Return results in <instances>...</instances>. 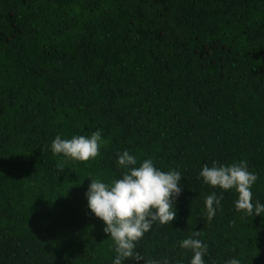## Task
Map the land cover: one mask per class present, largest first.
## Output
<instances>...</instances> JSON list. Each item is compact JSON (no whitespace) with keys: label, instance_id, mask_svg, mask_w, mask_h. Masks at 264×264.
I'll use <instances>...</instances> for the list:
<instances>
[{"label":"trees","instance_id":"trees-1","mask_svg":"<svg viewBox=\"0 0 264 264\" xmlns=\"http://www.w3.org/2000/svg\"><path fill=\"white\" fill-rule=\"evenodd\" d=\"M98 129L96 158L53 155L57 135ZM124 150L182 176L176 218L137 242L143 256L190 264L179 243L199 231L205 264H264V212L199 176L245 161L264 203V0H0V264H113L85 192L122 177Z\"/></svg>","mask_w":264,"mask_h":264},{"label":"clouds","instance_id":"clouds-1","mask_svg":"<svg viewBox=\"0 0 264 264\" xmlns=\"http://www.w3.org/2000/svg\"><path fill=\"white\" fill-rule=\"evenodd\" d=\"M106 143L98 129L90 136H72L63 139L57 135L51 142L53 155L63 156L72 161L86 162L100 154V148ZM117 166L126 169L119 179L106 183L94 178L85 192L87 205L91 214L99 218L105 225L103 231L114 241L113 264H170L168 257L148 259L137 249V242L153 229L155 224H168L176 218L175 201L179 197L181 174L177 170L162 171L158 169L151 158L139 162L129 150L117 154ZM199 176L204 182L214 188L224 191L235 189L238 198L234 202L237 211L248 215L262 216L264 203L252 202V185L257 175L249 172L247 163L226 166L212 162L205 164ZM222 196L214 192L205 199L207 218L211 220L220 206ZM199 231L180 241L179 246L193 253L190 264H205L204 257L208 253V245L200 239ZM225 264H241L232 257Z\"/></svg>","mask_w":264,"mask_h":264}]
</instances>
